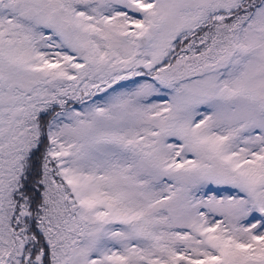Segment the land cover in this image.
I'll return each instance as SVG.
<instances>
[{"label":"snow or ice","instance_id":"obj_1","mask_svg":"<svg viewBox=\"0 0 264 264\" xmlns=\"http://www.w3.org/2000/svg\"><path fill=\"white\" fill-rule=\"evenodd\" d=\"M0 264H264V0H0Z\"/></svg>","mask_w":264,"mask_h":264}]
</instances>
